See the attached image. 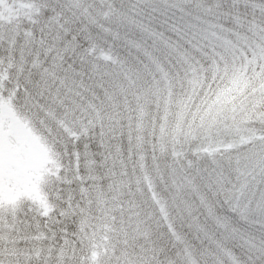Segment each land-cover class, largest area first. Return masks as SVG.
I'll return each instance as SVG.
<instances>
[{"label": "snow or ice", "instance_id": "1", "mask_svg": "<svg viewBox=\"0 0 264 264\" xmlns=\"http://www.w3.org/2000/svg\"><path fill=\"white\" fill-rule=\"evenodd\" d=\"M0 264H264V0H0Z\"/></svg>", "mask_w": 264, "mask_h": 264}]
</instances>
